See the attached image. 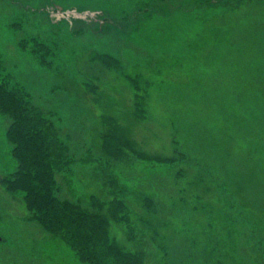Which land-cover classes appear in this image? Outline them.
<instances>
[{
    "label": "rangeland",
    "instance_id": "1",
    "mask_svg": "<svg viewBox=\"0 0 264 264\" xmlns=\"http://www.w3.org/2000/svg\"><path fill=\"white\" fill-rule=\"evenodd\" d=\"M209 2L0 0L1 74L73 159L59 195L107 208L110 180L127 189L136 239L112 233L148 264H264V0ZM10 123L0 113V264H85L6 189ZM106 135L147 157L107 154Z\"/></svg>",
    "mask_w": 264,
    "mask_h": 264
},
{
    "label": "trees",
    "instance_id": "2",
    "mask_svg": "<svg viewBox=\"0 0 264 264\" xmlns=\"http://www.w3.org/2000/svg\"><path fill=\"white\" fill-rule=\"evenodd\" d=\"M194 3L200 7L203 3L210 2L194 0ZM142 6L146 8V4ZM30 41L34 45L30 48L32 52H36L44 43L36 38ZM24 42L26 43L24 37L19 39L20 45L27 48L28 43L25 45ZM40 62L46 63L43 57ZM10 79L8 74L3 76L0 71V113L11 119L6 134L17 164L15 171L4 178L6 189L22 192L28 211L46 231L65 240L80 262L148 264L143 250L124 249L112 233V221H116L124 224L127 234L136 239L129 218L130 208L125 199L127 189H120L110 180L111 188L116 187L118 191H113L107 208L101 199H93L94 207L88 209L81 203L59 195L58 173L73 161L68 146L60 138L54 119L33 104L26 90ZM130 79L136 84L135 78ZM106 137L108 139L104 140L107 144L104 150L107 154H120L123 157L129 151L137 158L147 157L139 154L136 147L123 137L112 138L116 140V145L109 135ZM177 163L179 162L175 159H169L167 166H176ZM174 174L176 177L181 172L176 169ZM145 201L148 205L151 204L150 199L146 198Z\"/></svg>",
    "mask_w": 264,
    "mask_h": 264
},
{
    "label": "water",
    "instance_id": "3",
    "mask_svg": "<svg viewBox=\"0 0 264 264\" xmlns=\"http://www.w3.org/2000/svg\"><path fill=\"white\" fill-rule=\"evenodd\" d=\"M3 181V179L1 178V176H0V182H2Z\"/></svg>",
    "mask_w": 264,
    "mask_h": 264
}]
</instances>
